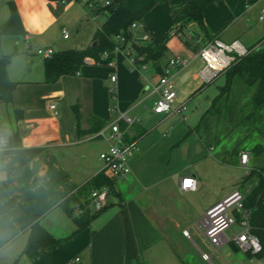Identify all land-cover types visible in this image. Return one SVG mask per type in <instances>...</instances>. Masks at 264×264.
I'll return each instance as SVG.
<instances>
[{
	"label": "crops",
	"instance_id": "crops-1",
	"mask_svg": "<svg viewBox=\"0 0 264 264\" xmlns=\"http://www.w3.org/2000/svg\"><path fill=\"white\" fill-rule=\"evenodd\" d=\"M97 1L63 4L60 0H0V264H68L75 257H80L81 264L211 263L212 257L204 260L203 252L201 262L192 254L180 253L177 240L186 237L187 231L186 238L192 242V237L207 242L199 227L202 216L197 222L192 217L199 212L203 215L221 199L217 196L209 204H199L196 196L205 180L195 168L164 169V155L172 144H138L128 160L131 173L116 180L119 195H111L104 211L79 233H75L76 226L59 204L99 173L110 175L99 158L108 150V142L96 135L121 115L134 121L128 127L120 123V127L126 129V139L137 143L194 99L197 103L190 113H186V108L179 116L194 121L193 128L187 125V133L196 137L194 130L212 102L201 92V82L209 83L199 76L204 64L198 51L212 40L224 44L238 41L248 50L260 46L264 42V25L259 21L264 0H197L206 33L191 21L183 32L192 35L191 41L178 37L168 41L166 64L174 57L187 59L188 64L170 75L176 92L174 112L162 115L153 111L158 81L154 82L157 74L152 65L138 64L133 68L122 53L114 56L113 67L88 64L74 75L45 82L44 50L51 48L55 53L94 44V34L106 19L104 13L88 4ZM182 2L124 0L133 13L150 6L140 23L156 36L175 27V9ZM63 30L68 31L67 36H63ZM143 32L139 30L138 35ZM5 57H10L7 63ZM112 76L116 77L115 83ZM52 103L56 105L57 117L49 110ZM1 139L7 140V147L1 146ZM198 141L207 155L216 158L212 155L214 147L206 148ZM12 142H17L20 149L36 148L41 152L21 167ZM208 161L213 166L219 164ZM186 176L196 179V191L181 189V178ZM243 179L235 190L243 186ZM26 185L34 186L38 197L44 200L48 211L39 223L59 243L25 255L30 225L19 204ZM174 195L186 202L176 203ZM9 201L13 206L3 212ZM240 232L241 227L237 233L232 231L229 239ZM226 244L238 249L231 242ZM249 259V264L255 262L254 258Z\"/></svg>",
	"mask_w": 264,
	"mask_h": 264
},
{
	"label": "trees",
	"instance_id": "trees-1",
	"mask_svg": "<svg viewBox=\"0 0 264 264\" xmlns=\"http://www.w3.org/2000/svg\"><path fill=\"white\" fill-rule=\"evenodd\" d=\"M80 1V0H77ZM108 4H101L97 1L93 4L97 11L104 13L106 19L103 25L96 31L93 37L92 45L85 49H70L65 51L55 52L50 58L44 62L45 82L52 83L62 76L74 75L79 69L86 65L85 61L88 58L99 60L103 53H108L109 58L102 64L105 65L109 59L113 58V50L116 46V36L121 35L125 42L122 48L130 47L131 54L140 58L139 64L150 63L158 76L163 73V67L166 64L168 48L167 43L170 40L169 28L162 34L156 36L148 32L144 28V32L150 34V39L147 41H136L139 36L138 31L131 29L133 23H140L150 6L140 12H131L124 3V0H106ZM175 24L179 32H184L185 27L191 21L196 22L206 33V27L203 21L202 11L197 3V0H183L175 9ZM212 40V39H211ZM10 57H5V62L9 61ZM232 71L230 72L229 70ZM225 85L219 88V94L212 100L210 107L202 115L199 124L194 132L199 140L206 147H212L219 144V141H214L210 130V122L213 118H219L223 113L222 96L227 86H230L233 79L236 78L242 82L245 91H252L251 98L252 113L255 114L264 106V45L256 47L247 56L241 58L234 63L225 73ZM9 99V96L7 97ZM215 142V143H213ZM17 142H12L11 147H14V152L18 154L20 166L23 167L33 160L39 153L40 149H20ZM12 151V152H13ZM264 148L261 145L254 147L252 153L256 156L261 154ZM228 163V161H222ZM258 179L257 185L247 194L244 195V207L250 212L249 222L251 225V233L256 236L261 245L262 252L257 255L258 259L264 258V199L257 206L258 199L261 194H264V166L258 170H251L245 176L241 185L251 181L253 178ZM108 187L112 196H118L116 189V179L105 172H101L86 184L81 186L76 193L64 199L59 207L72 220L76 226L75 233H79L86 228L90 222L98 216L102 211L91 213L85 207L89 203V197L93 190ZM24 199L19 204L25 213L28 224L30 225V236L24 250V254H29L40 248H48L59 243V240L54 238L44 227L39 223L48 211L44 200L38 197L34 186L26 185L23 187ZM13 202H6L2 211L5 212ZM80 207L83 211L76 214V208ZM236 218L240 220V214H236ZM235 250H237L235 248ZM249 258L253 256L247 254Z\"/></svg>",
	"mask_w": 264,
	"mask_h": 264
},
{
	"label": "rangeland",
	"instance_id": "rangeland-1",
	"mask_svg": "<svg viewBox=\"0 0 264 264\" xmlns=\"http://www.w3.org/2000/svg\"><path fill=\"white\" fill-rule=\"evenodd\" d=\"M98 1L101 4L104 3V0ZM262 25L264 24L262 23ZM262 45H264V42ZM229 71L231 72L232 69ZM158 78V75L153 78L155 83H157ZM225 80L224 74L209 84L201 82L200 87H202L203 96L206 99L213 100L219 94V88L225 85ZM231 83L230 86L226 87L222 96V115L218 119H211L210 122L212 138H214V141H219V144L212 146L215 149L212 155L216 156L218 160L228 161V163H221L215 157L207 155V152L198 141V136L195 137L194 133H187V125L190 126L189 128H193L194 121H185L175 114L164 125L155 127L147 133L144 139L136 143V146L139 144L141 147L147 145L168 147L172 144L164 155V169L167 166L172 169L181 167L182 171L187 168H195L205 180L204 186L196 196V200L200 205L209 204L217 196L222 200L225 194L230 195L235 190V185L246 176L247 170H258L261 166H264V151L258 156L252 153L257 145L264 148V106L253 114L251 104L253 90L245 91L242 82L236 78ZM196 103L194 99L187 103L186 113H190L192 106ZM243 153L249 155L250 160L247 167L240 165L239 158ZM208 160L219 164L213 166ZM106 171L109 173L108 170ZM257 182L258 179L255 177L241 186L242 189L240 187L237 190L243 195H247L257 185ZM174 198L176 203L177 201L186 202L175 195ZM174 206L175 203L172 205L173 212H175ZM195 208L197 209V207ZM201 216L200 212L198 214L194 213L192 221L197 222ZM232 231L237 233L240 231V227L234 225L225 232L226 237L230 238ZM192 238L193 242L184 236L177 240L179 251L183 254H192L200 262L202 261V252L210 255L212 257L211 263L202 262L203 264L251 263L242 250H234L230 244L224 245L216 254L213 253V249L204 239ZM189 261L192 262L190 259Z\"/></svg>",
	"mask_w": 264,
	"mask_h": 264
},
{
	"label": "built area",
	"instance_id": "built-area-1",
	"mask_svg": "<svg viewBox=\"0 0 264 264\" xmlns=\"http://www.w3.org/2000/svg\"><path fill=\"white\" fill-rule=\"evenodd\" d=\"M63 4L77 2V0H60ZM87 3V0H80ZM105 4L108 1L104 0ZM91 9L95 10V6L89 3ZM259 21L264 23V8H262L259 16ZM131 29L134 31L144 30L141 23H133ZM68 31L63 30V36H67ZM169 37H178L183 41H191L192 35H186L179 32L177 27H173L169 31ZM150 39L148 32H143L136 41H147ZM116 46L113 50V58L109 59L105 66L113 67L114 56L118 53L124 54L130 65L135 68L139 64L140 58L131 54L133 53L130 47L122 48L125 42L121 35L116 36ZM254 50V49H253ZM253 50H248L242 46L238 41L230 44H224L219 40H212L198 51V57L204 64V68L200 71L199 76L206 82L211 83L221 74L225 73L234 63L241 58L247 56ZM54 51L49 48L43 51L46 58H50ZM109 58L108 53H103L99 60L94 58L86 59L85 63L103 65L104 61ZM188 64L187 59L174 57L170 59L163 67V73L159 76L158 86L155 89L158 94V99L154 103L153 111L156 114H170L173 111L172 104L176 99V92L170 83V75L173 71L182 69ZM112 83H115L116 77H111ZM111 94L114 89L110 90ZM49 110L54 117L58 116V111L54 103L49 105ZM113 111V108L111 109ZM186 111V106L182 105L174 113L183 116ZM134 121L126 115H121L117 121L112 122L108 127L100 129L97 137L104 138L108 142V150L102 152L99 156L103 162L105 169L109 171L112 178L116 180L126 177L131 173L128 165V159L136 152V142L134 140L126 139V129L120 127V123H124L126 127L130 126ZM1 146L7 147V140L1 139ZM240 164L247 167L249 164V155L243 153L240 156ZM249 174V171H246ZM183 184L181 189L183 191H196L197 181L193 177H182ZM185 181H191V184L185 186ZM111 192L108 187L95 189L91 192L89 203L85 207L91 213H96L104 210L109 203ZM83 211L82 208H76V214ZM236 214H240V220L236 218ZM250 212L244 207V195L239 190H234L223 200L215 203L207 208L199 221V227L210 246L213 248L214 253H218L219 249L228 242L233 243L238 249L242 250L245 254L252 255L255 264H264V258L258 259L257 255L262 252V245L259 239L251 233V225L249 222ZM234 225L241 227V232L229 239L226 237L225 232L230 230ZM186 237H189L187 231L184 232ZM204 260H210V255L203 254ZM68 264H81L80 257H75Z\"/></svg>",
	"mask_w": 264,
	"mask_h": 264
},
{
	"label": "water",
	"instance_id": "water-1",
	"mask_svg": "<svg viewBox=\"0 0 264 264\" xmlns=\"http://www.w3.org/2000/svg\"><path fill=\"white\" fill-rule=\"evenodd\" d=\"M263 199H264V194H261L259 199H258L257 206H259L262 203Z\"/></svg>",
	"mask_w": 264,
	"mask_h": 264
},
{
	"label": "snow or ice",
	"instance_id": "snow-or-ice-1",
	"mask_svg": "<svg viewBox=\"0 0 264 264\" xmlns=\"http://www.w3.org/2000/svg\"><path fill=\"white\" fill-rule=\"evenodd\" d=\"M189 184H191V181H185V186H188Z\"/></svg>",
	"mask_w": 264,
	"mask_h": 264
}]
</instances>
